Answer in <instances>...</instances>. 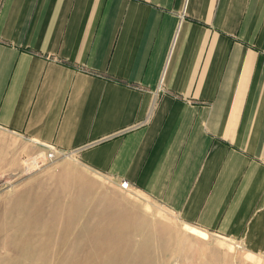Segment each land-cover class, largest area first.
Listing matches in <instances>:
<instances>
[{"label": "crops", "instance_id": "1", "mask_svg": "<svg viewBox=\"0 0 264 264\" xmlns=\"http://www.w3.org/2000/svg\"><path fill=\"white\" fill-rule=\"evenodd\" d=\"M47 145L264 255V0H0V173Z\"/></svg>", "mask_w": 264, "mask_h": 264}, {"label": "rangeland", "instance_id": "2", "mask_svg": "<svg viewBox=\"0 0 264 264\" xmlns=\"http://www.w3.org/2000/svg\"><path fill=\"white\" fill-rule=\"evenodd\" d=\"M26 159L0 173V264H264L74 155Z\"/></svg>", "mask_w": 264, "mask_h": 264}, {"label": "built area", "instance_id": "3", "mask_svg": "<svg viewBox=\"0 0 264 264\" xmlns=\"http://www.w3.org/2000/svg\"><path fill=\"white\" fill-rule=\"evenodd\" d=\"M45 148L46 150L44 152L28 157L25 163L27 162L28 164H36L38 162L39 164L42 162L45 163L48 161H52L57 156V150L53 146H48V145ZM24 167L29 168L27 164L26 165L24 164ZM120 186L122 188H128L129 184L127 181L123 180V181H120Z\"/></svg>", "mask_w": 264, "mask_h": 264}]
</instances>
